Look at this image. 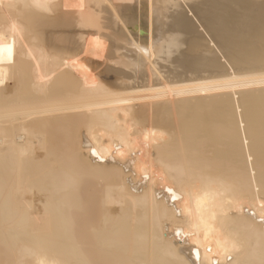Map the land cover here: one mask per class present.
Masks as SVG:
<instances>
[{
    "label": "bare ground",
    "instance_id": "obj_1",
    "mask_svg": "<svg viewBox=\"0 0 264 264\" xmlns=\"http://www.w3.org/2000/svg\"><path fill=\"white\" fill-rule=\"evenodd\" d=\"M13 40L0 264H264V0H0Z\"/></svg>",
    "mask_w": 264,
    "mask_h": 264
},
{
    "label": "snow or ice",
    "instance_id": "obj_2",
    "mask_svg": "<svg viewBox=\"0 0 264 264\" xmlns=\"http://www.w3.org/2000/svg\"><path fill=\"white\" fill-rule=\"evenodd\" d=\"M37 6H39V7H44L45 9H47V8L49 7L48 4H39V3L37 4ZM14 45H15V41L13 40L12 43H11L10 45H8L7 49H5L3 43H0V60H2V58H3V53L5 52V50H6L7 53H8V58H9V60L12 59V56H13V50H14ZM0 83H2V81H0ZM121 151H122V150H121V147H120V146H117V147H116V152H117V153H121ZM92 154H93L94 156H96L101 162H103L104 157L101 155V153H100L98 150L93 149ZM145 178H147V177H145ZM168 191H169V193H170V195H171V199H172L174 202H175V201H178V200H183L184 197H183L182 195L177 194V192H175L173 189L169 188ZM175 235H176L177 237H180V236H183V235H185V234H184V232H183L182 229H177L176 232H175ZM192 251H193V253H194V255H195V257H196V259H197V261H198V260H199V255H200V254H199V249H198V248H195V249H193ZM225 251H226V250H225ZM227 258H228L229 261H231V259H232V257H231L230 255H228ZM216 264H220V262H219V261H216Z\"/></svg>",
    "mask_w": 264,
    "mask_h": 264
},
{
    "label": "rangeland",
    "instance_id": "obj_3",
    "mask_svg": "<svg viewBox=\"0 0 264 264\" xmlns=\"http://www.w3.org/2000/svg\"><path fill=\"white\" fill-rule=\"evenodd\" d=\"M95 184H96V183H90V184L88 185L89 189L92 190L93 188L99 187L98 184H96V185H95ZM90 187H91V188H90ZM92 187H93V188H92ZM95 205H96V203H95V204H92V206H91V211H90V212H91V214H93V215L95 214V211L97 210V205H96V206H95ZM94 206H95V207H94ZM93 212H94V213H93ZM0 252H1L0 254H2V250H0ZM0 257H1V255H0ZM1 258H2V257H1ZM1 258H0V259H1Z\"/></svg>",
    "mask_w": 264,
    "mask_h": 264
}]
</instances>
